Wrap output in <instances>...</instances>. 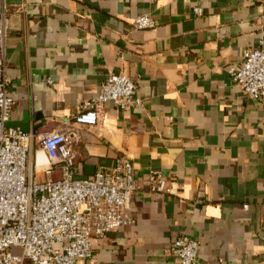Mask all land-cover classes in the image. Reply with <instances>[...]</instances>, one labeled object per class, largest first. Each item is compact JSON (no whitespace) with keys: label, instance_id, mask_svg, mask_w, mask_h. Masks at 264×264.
<instances>
[{"label":"crops","instance_id":"1","mask_svg":"<svg viewBox=\"0 0 264 264\" xmlns=\"http://www.w3.org/2000/svg\"><path fill=\"white\" fill-rule=\"evenodd\" d=\"M3 7L0 60L15 102L6 126L34 135L33 179L61 175L38 149L55 128L76 133L79 177L120 157L132 164L133 223L94 238L93 258L78 264H177L169 246L181 235L198 242L196 264H264V101L246 98L228 73L264 41V0H0ZM143 14L154 28H134ZM109 74L133 80L142 106L107 103L98 125H76ZM152 172L175 193L149 192Z\"/></svg>","mask_w":264,"mask_h":264},{"label":"built area","instance_id":"2","mask_svg":"<svg viewBox=\"0 0 264 264\" xmlns=\"http://www.w3.org/2000/svg\"><path fill=\"white\" fill-rule=\"evenodd\" d=\"M194 12L202 14L200 8ZM155 25L148 14L134 20L136 30ZM6 33L3 7L0 37L4 39ZM228 73L246 98L264 101V41L245 50L238 66ZM107 103L127 110L141 107L143 100L128 76L109 74L98 92L81 104L74 123L98 125ZM14 104L6 64L0 60V264H78L92 259L94 238H105L133 223L129 209L136 184L130 160L120 157L111 169L79 177L72 149L76 133L71 128H55L43 134L38 149L47 166L60 169L61 175L37 182L27 169L34 135L6 126ZM149 179V192L175 193L160 173L152 172ZM169 251L177 264H196L198 242L181 235L170 243Z\"/></svg>","mask_w":264,"mask_h":264},{"label":"bare ground","instance_id":"3","mask_svg":"<svg viewBox=\"0 0 264 264\" xmlns=\"http://www.w3.org/2000/svg\"><path fill=\"white\" fill-rule=\"evenodd\" d=\"M39 156H41V155H39Z\"/></svg>","mask_w":264,"mask_h":264}]
</instances>
